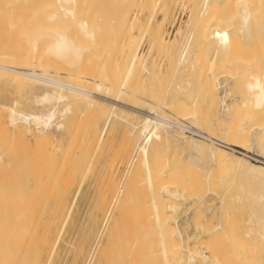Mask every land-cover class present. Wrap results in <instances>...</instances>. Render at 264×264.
Returning a JSON list of instances; mask_svg holds the SVG:
<instances>
[{"label":"bare ground","instance_id":"1","mask_svg":"<svg viewBox=\"0 0 264 264\" xmlns=\"http://www.w3.org/2000/svg\"><path fill=\"white\" fill-rule=\"evenodd\" d=\"M28 1H29V5H27L26 0H0V12H48V13L54 12L52 14L50 13L51 15L48 14L50 18L49 16L47 18H49L50 20H56L55 22L53 21L56 24L63 22L65 18H66L65 21L67 22L64 25H61L63 23H60V25L58 26L55 24L54 26L51 25L53 27H51L50 29L48 28L50 26H48L47 27L48 29L46 28V30L43 28L44 30L40 29L42 31L37 30L32 35H29L27 40L28 42L30 41V44H29L30 46H28L29 47L28 51L25 54H27L28 52L29 54L35 53L36 60H30V61L28 60L27 62V59H26V61L19 62L18 64V62L13 61L15 56L16 58H18L16 54L14 55V53H11L10 51L9 53L13 54L14 57L13 56L11 57V54L8 53L10 55V60H8L9 56L7 52H2V49L0 47L1 49L0 51V75L1 76L4 75L5 77L9 76L10 78L16 79L19 82L24 83V84H27L29 82L30 83L38 82V83L43 84L45 86V89H43L44 87H39L38 84H37L38 86L35 84L37 88L39 87V89L41 88L43 89V91H41V93L38 91L40 94L35 92L38 95L34 93L33 98L34 100L36 99L38 100V102L35 101L36 103H41V104L46 103V105L50 104V106H47L44 110H40V111L34 110L32 112L21 111V110L16 109L14 106H11L10 114H9L10 122L18 126H20L19 124L20 122H24L26 124V126L24 125L25 130H30V131L31 129L29 126L31 125V123H33L34 125H36V128H37V132H36L37 134L34 133L35 137L37 139H45L49 137L48 130H50L49 129L50 125L54 123L53 121H54V117L57 112V106L60 103H64V107L61 108L60 110L58 109L60 115H62L63 117L65 113L69 112L72 109V104L82 102V103H85V105L87 104L88 106L93 108L94 110L92 111L94 112L93 115H96V114L99 115L104 107L109 106V108L113 111L118 108L121 110L129 111L131 113L140 115L143 118L140 128H139L140 135L144 136L143 142L138 145V150H137L136 155H134V157L137 160L138 165H140L139 162L143 164L144 169L142 167L140 169L145 170V177L144 178L142 177V178H143V181L145 182L143 184H147L148 188L146 187V190H143V191H145L146 195H147L146 191L149 193V196L151 198L150 200H151L152 208L148 206L144 207L145 203L142 207L147 209L145 210V212L151 209L154 210V211L152 210L149 211L153 215L150 218L152 221L154 218V221L156 222V225L158 226L155 228L157 231L155 233H158L160 236L161 248L159 249L158 246L156 247L154 246L155 251L153 250L152 252H148L149 249L146 251L145 246L148 247L150 243H147V242H150L152 240L147 241L146 239H148V237L147 238L145 237L146 239L144 240L143 237L140 239V237L136 236L135 241H137V243L135 242V245H136V246L134 245L136 247L135 249L137 250L138 248L141 249L140 247L143 246L144 251L143 249H141V251H139L140 253L138 254V252H136L133 249L134 246L132 247V245L130 246L128 243L127 246L129 250L131 247L134 250L132 252H131L132 249L130 250L129 255L132 256L131 258H133V252H136L137 253L136 256L138 255V261L141 263L143 262V260L146 261L147 259L151 258V256H154L157 261H160L163 264H180L183 260L182 250H186L191 256H195L198 254L197 252H195V250H193L195 248L193 249L192 247L188 248L185 245L175 241V236L177 235L178 229L175 231V228L169 222L170 219L167 217L168 213L166 214V212L163 211L164 208L162 206L165 204L164 202H167L168 205L172 203L173 204L172 207L174 209L177 203L174 204L175 202L173 203V200L180 199V198L186 199L190 197V195L193 194V192L195 193L196 190L199 191L200 187L202 189V185L205 182L206 183L212 182L220 186H225L226 193H230L232 191L235 185L233 182L236 181L237 179L241 181L244 180L246 182L245 184L249 185L250 188L251 187L255 188L254 190L253 188H251V190L253 191H249L248 189L249 186L243 184L244 183L243 182L242 184L245 185L246 188L248 187L247 190L249 191L250 194L246 193L247 192L246 189L245 191L244 189H241L243 188L242 187L243 185L241 184L242 185L240 188L241 195L244 194L245 192L246 193L245 196H247V194L248 196L244 199V197L242 198L241 196L235 195L236 197L233 199L235 203L239 202L241 204L240 207L244 205H247V207L252 206L251 208L252 218H250L251 221H253L252 219L256 217L258 222L261 223L259 219L260 220L264 219V215H263L264 211L262 210V212L260 213V211H256V209L254 208H256L258 205L261 206V204H262L261 207L264 208L263 207L264 206V201H263L264 200V158L259 157V156L256 157L255 154L249 152L251 154H249L248 156L251 157L252 159L256 157L257 160L253 161V160H247L246 158L243 159V157L239 156L238 154L228 151L225 148L226 146L225 144H228L229 148H231L232 145H238V146H242V148L244 149H247L248 147L251 146L249 144L250 142L249 140H251L249 139V135L251 134L250 138H253L251 137L252 135L255 136V140H256L255 145H257L256 147L254 146L255 149L257 151L264 152V0H180L178 2V6L179 7L181 5L187 6L188 13L185 16V18H183L180 21V25L178 26L177 30L172 33V35H170V31L168 32L167 29L164 30L166 27L165 25L172 20V18L170 20V17L172 16L171 14L173 15L176 14V13L174 14V12L173 13L169 12L170 7L167 4V0H110L109 2H107L106 0H28ZM87 12H123L124 14L123 16L121 14L122 17L120 16L121 18L119 19V23L121 25H127L130 29H135L138 33L141 34V36L146 37V40H147L146 46H148V48H146L147 51L143 53L144 50L142 49L140 50L141 47L139 45H136L134 47L132 46L133 50H132V47H130L131 48L130 51L131 50L132 51L129 52L131 54L130 55L131 60L129 61V65L127 69L124 71V74H122V76L118 75L119 77L116 76L115 77L116 79L113 77L112 78L109 77L103 80L101 79L99 75L92 73L87 68L88 66L86 64L85 66L84 64L80 65L81 63L76 64L77 62L75 61L76 57L80 59L79 57L82 55L81 56V59H82L84 55H88L91 52H93L92 49L94 48H97V50L99 49L101 53L107 52L106 45H104L103 47L102 45L99 44V46H101V49H100V47H95L97 46V44L90 43L87 40V39H91L95 37V32L99 29L98 20H96L95 17H90V15L88 17ZM126 12H134L133 17H131L130 19H126L125 18V15L127 14ZM61 13L62 15L64 14L63 15L64 19L61 17ZM158 13L161 15L158 16L159 15ZM173 21H175V18H173ZM70 23L72 24L71 25L72 27H70ZM78 28L82 30L83 37H79L80 39H75L74 36H71V35H74L75 32L73 33V31H75ZM86 42L87 43L89 42L90 44H86ZM43 43L45 47L42 46ZM179 45H182L181 49L179 48L180 47ZM174 47L175 48L177 47V49H175ZM43 48L48 50L51 53L50 54L51 57L44 59V60L40 59L41 54L44 52ZM171 48L175 49V52L179 51L180 49V56L184 62L183 67L184 69L187 68L190 70V72L187 74L186 80L188 84H191V86L186 88L185 86L183 87V85L180 84L181 85L180 86L178 84L179 89L187 91L184 94H188L187 95L188 98L185 97V99H181L176 102L167 103V102H163V100L161 101L162 97L158 98V95H159L158 93L162 94V92L165 90L164 86L161 84L164 81V79L162 78V75L157 74L159 72H157V70H153V68L154 66H155L154 69H156L157 67L156 66L157 58H159L158 60L161 61L163 58L166 60L167 58L169 59L171 55H174L173 54L174 50L173 52H171ZM127 50L129 51V49ZM19 53L21 54V52ZM148 56H151V58L149 57L150 62H151V59L153 60L151 63L150 62L148 63L146 60ZM69 57L73 61L70 60ZM16 58H15V61L17 60ZM66 58L69 59L67 60V65L64 62L63 63L65 65H63V63L60 61L65 60ZM168 59L166 60V62H168ZM20 61L22 60L20 59ZM56 61H58L62 66L61 65L59 66V63ZM171 61L173 62V60ZM24 62H26V64ZM86 62H88L87 58L85 59V63ZM154 62H156V64ZM158 63L160 62L158 61ZM166 67H164V71H168L170 69L169 65H168L169 69L167 68V70H165ZM139 68H141V70ZM182 68L181 70H184ZM3 69H7L10 72H5L3 71ZM246 70H247V74L245 72ZM37 71H41V72H37ZM161 71L162 70H160V72ZM174 71L176 70L174 69ZM51 74L65 76L67 80L69 79L73 81L60 80L52 76ZM165 78L167 79V77ZM242 78H246L245 80L247 81V83L245 81L244 88L247 87L246 88L247 90L240 89L234 92L233 91L234 89H232L233 88L232 86H234L232 82L236 84L237 81L241 82ZM146 81H148L150 84L148 86H151L149 87V89L147 86V90H148L147 93H146L145 88L143 87V83ZM225 81H228V82L230 81V83H227V82L225 83ZM217 82L220 84L221 83L225 84V85L223 84L224 94L220 97V103L222 105L221 107L222 116L220 117V119H218L219 120L218 128L221 130V132L218 134L219 137L216 136L214 132L212 134L207 133L206 138L209 139L210 143L209 142L207 143L206 141L205 142L195 141V140L191 141L192 138L189 139L188 135L183 134L182 133L183 130L185 128H189L194 131H198V132H201V131L194 125L187 126L183 124V122L201 123L207 117H209L208 115L207 117L206 116L204 117L203 116L204 113L201 110H200L201 112L198 110L200 106V101L199 99H197V97L198 96H201V97L210 96L211 97L210 99L213 102V94L215 95V91L217 89V84H218ZM231 83L232 85H230ZM231 91H233L234 94L236 93L237 98L236 97L233 98V95H231L233 93ZM245 91L251 94L250 95L251 97L249 96L250 99L247 98L248 93ZM229 95L232 98L228 99ZM42 108L44 107L42 106ZM161 109L168 110L169 112L173 113L174 116L169 117V116L164 115ZM72 111H71V114H72ZM122 112L124 113V111ZM129 112L127 113L129 114ZM206 112L207 114H209L208 111ZM127 113L125 112V114ZM88 114L90 115V113ZM88 114L85 116H83L82 114V116L87 117L89 116ZM58 117L57 119H61V121H58L56 125L57 127H63L64 122L62 120V117L61 118L60 117L58 118ZM134 127L137 129V126L134 125ZM163 127L164 129L168 127V128H173L179 131L175 134L172 133V135H169L171 133H168V132H165L164 134L159 135L158 130L159 128H163ZM95 128L96 127L94 126V129ZM75 130L73 129V132L77 133V129ZM31 134H32V131H31ZM137 134H138V131H137ZM87 137L89 138V136ZM72 139L73 138H71V140ZM74 142H76V140H74ZM214 142L218 145H213ZM73 143H72V146L75 145V143L74 145ZM250 143L252 144V141ZM253 145H254V141H253ZM233 147H237V146H233ZM71 148L73 149V147ZM236 150L239 151L237 148ZM182 151H187L186 159H179V153ZM247 152L248 151H245L244 154H246ZM183 154L186 155V153H183ZM76 159L78 158L76 157ZM73 160H71V162H73ZM35 162L36 161H34V163ZM26 163H27V166H28V163H30V167H31V162H26ZM75 163L77 165V162ZM207 163H209L210 165L209 164L207 165ZM38 165L39 163H36V166ZM23 166L25 167L26 165L24 164ZM30 167L27 168L26 171L29 172ZM32 167H34L33 163H32ZM33 169H31V171ZM134 170L135 169L133 167V171ZM49 171H51V167ZM17 174L19 176L22 175V178L24 177L23 175H25L24 173L22 174L20 170L19 172H17ZM32 174L34 176L35 173H32ZM55 174H59V172ZM60 174H61V171H60ZM25 176H28V175H25ZM131 176L133 177V174ZM16 177L17 176H15V178ZM22 178L20 177L19 181L20 179L23 180V179H26L27 177L26 178L24 177L23 179ZM16 179L10 182H15ZM56 180L58 181V179ZM137 180H139V178ZM7 182L9 183V181ZM20 182H18V184ZM56 182L55 184H57ZM134 182L136 181L134 180ZM236 182H238V184L240 185L239 181H236ZM22 183H24V180ZM46 183L48 184V180L46 181ZM14 184H17V183H14ZM57 185H58L57 188H59L60 184H57ZM6 186L9 187V185L7 184ZM21 186L22 185H19L18 190L20 189ZM111 186H114V185H111ZM23 187L24 186H22L21 188L23 189ZM130 187L128 189H130ZM41 188L43 187L41 186ZM10 189L12 188L10 187ZM15 189H13V191ZM136 189H137V186H136ZM234 189L236 190V187ZM133 190H131V194H133L132 192L135 193V189ZM141 190L142 189L138 191L142 192L143 194L144 192ZM242 190H243V193H242ZM64 191L65 189L63 190V193ZM43 192L45 191L43 190ZM47 192H49V189ZM128 192L129 191H127L126 193ZM8 193L11 194V190L10 192H7L6 194ZM12 194H14V192H12ZM7 196L8 195H6V197ZM16 196L17 198L19 197V195H15V196L12 195V197H16ZM131 196L132 195H130L129 197ZM24 197H26V200L28 199L27 196H24ZM129 197H125L128 199H126L127 201L125 202L123 201L122 204L126 205L127 202H130L128 201ZM135 199H136V196H135ZM15 200H13V202ZM145 200H146V197H145ZM41 201L43 202V200ZM118 201H121V200H118ZM16 202L18 204V201ZM22 202L20 204H22ZM29 202L30 201H28V203ZM8 205L10 206L11 204H8ZM135 205H136V202H135ZM9 206L6 207V209L8 208L9 210H11L10 213H8V210H7V215L6 214L2 215L5 217L4 219L2 217V220H4L3 225L1 224L2 222L0 223L3 226V229H1L2 226H0V229H1L0 231H2V234H1L2 237L0 238V264H50L51 259H52V251H53V229L55 227V221L51 219L44 220L41 214L35 211L36 208H33L32 206L31 207L23 206L22 204L21 207L19 208L17 206L18 210L15 212L13 211L14 209H16V207H12L11 205V207L14 208V209H11V207ZM128 206H130V204ZM222 206L225 207L223 212L220 215H218L216 218H214V220L212 221L209 227L207 226L205 227L203 225H200L199 228L197 227L198 230L201 229L202 232L205 234L211 233L213 230L217 229L218 232L223 233L228 236L223 239L224 240L222 243L223 249H221L220 251L221 253L219 254V256L214 253L215 251L213 252L216 255L214 256L215 259H218L219 264H222L225 259H227L226 262H228L229 260L228 264H257V262H259L257 261L259 257H257L256 254L254 253V250L256 251V248L250 252L248 251L249 256H245L242 251L246 246L248 247L250 243H252L251 240L253 239L252 237L254 236L253 231H252L253 227H255V225L259 223L257 222V220H255L256 224L254 225L253 222L251 223L249 218H248L249 220L246 221L247 223H243L242 221L240 222L241 219L239 220L236 217V215L238 214L235 215L236 212L228 208V205H226L225 200H223ZM144 208L143 209L140 208V210L142 209L141 211L143 212ZM167 208H171V207L167 206ZM112 209H113V205H112ZM2 210H4V208ZM131 211H133V209H131ZM131 211H129L128 209L126 213L128 212L130 213ZM141 211L137 212L135 210V212L140 214L142 217ZM4 212L6 211L4 210ZM163 212L167 216H165ZM129 213L127 214V216L134 215V212H133V215L131 214L132 212L130 214ZM137 213L136 215H134V218L137 217L135 219L136 220L138 219L139 221L143 220L144 217H142L143 219H141V217L139 219ZM151 214L149 215L151 216ZM149 215L147 216L149 217ZM143 216H145V214ZM166 217L167 219H169V221L166 219ZM129 218L131 217L128 216V221H132V220H129ZM131 219H133V217ZM116 220H117V217L116 219H114V221ZM122 220L123 219H121V221ZM103 221L105 222V220ZM122 222L124 223V221ZM132 222L134 225L135 221H132ZM150 222L151 221H149V223ZM115 223L117 224V221ZM137 223L140 224L139 222ZM144 223H146V220ZM138 224H135V225L139 227L140 225ZM153 225L155 224H152V226ZM118 226H116V228ZM138 227L135 226V228H138ZM143 227L145 228L146 226H143ZM109 228L110 230H112L111 227ZM130 228L126 227L127 229L126 231L128 232V229ZM101 229L99 232H102ZM114 229H115V226H114ZM137 231L142 232L143 230L141 231V227H140V230L136 229V232ZM127 232H124V234ZM257 232H258V229H257ZM155 233L154 235L157 236V234ZM139 234L141 236V233ZM150 234H151V230L149 234L145 236H149V239H150L151 238ZM110 235L112 236V234ZM260 235L264 238V227H262L259 237ZM155 236L154 237L152 236L153 239H155ZM180 236L181 235L179 234V237ZM137 237L141 242L143 243L145 242V243L141 244V242L136 240ZM189 237H192V235L189 234ZM122 238L124 237L122 236ZM130 241L132 240L130 239ZM138 242L140 243V246L137 248V245H139ZM199 242L201 243V241ZM212 247L213 246H211V248ZM250 248H252V246ZM117 251L120 253V250L118 249V247H117ZM218 251L219 250L217 249V252ZM213 253H210V254H213ZM201 254H202L201 256L202 259L207 262L208 261L207 259L210 257L205 253L204 254L201 253ZM111 255H113L112 257L115 256L114 254H110V256ZM121 256H126V255L122 254ZM129 257H128V260H129ZM107 260L109 262L108 258ZM143 264L145 263L143 262Z\"/></svg>","mask_w":264,"mask_h":264},{"label":"rangeland","instance_id":"2","mask_svg":"<svg viewBox=\"0 0 264 264\" xmlns=\"http://www.w3.org/2000/svg\"><path fill=\"white\" fill-rule=\"evenodd\" d=\"M106 1L109 2L110 0H106ZM179 1L180 0H177V1L176 0L175 1L169 0V2H168V0H167V4L170 7L169 12H171V13L174 12V14L176 13L175 15L178 16L177 17V16L171 14L173 17L171 16L170 20H171V18H172V20L165 25L167 28L165 27L164 30L167 29L168 32L170 31V35H172V33L177 30L178 26L180 25V21L183 18H185V16L188 13V7L187 6H183V5H181L180 7L178 6ZM26 2H27V5H29V1L26 0ZM175 4H177V5H175ZM50 13L51 12H49V13L48 12H0V47L2 49V52H7V54H8L11 51V53H14V55L16 54L18 58H16V56H15V58L17 60L15 61V58H14L13 61L18 62V64H19V62L26 61V59H27V62H28V60L29 61L30 60H36L35 53L29 54V52H28L27 54H25L28 51V48H29L28 46H30L29 45L30 41L28 42V40H27L29 35H32L34 32H36L37 30H40V29L46 30V28L48 26H50V27H48L50 29L51 27L54 26V24L58 26V25H60V23H63L61 25H64L67 22V21H65L66 18L64 19V17H63L64 14L62 15L63 12L61 13V17L64 19V21L60 22L58 24L54 23L56 20H50L49 19L50 18L49 15H51L54 12H52L51 14ZM57 13H59V12H57ZM126 13H127L125 15L126 19H130L131 17H133L134 12H126ZM87 14H88V17H89V15H90V17H95L96 20H98V22H99V24H98L99 29L95 32V37H93L91 39H87V40L90 43L97 44V46H95V47H100V49H101V46H99V44L102 45L103 47H104V45H106L107 46V52L101 53V51L99 49H98L99 50L98 51L97 48H94L96 51L94 49H92L93 52H91L90 54H88V55L83 54L84 56L82 57V59H81L82 55L79 57L80 59H78L76 57V60H75V58H74V60L77 61L76 64L81 63L80 65L84 64V66L86 64L88 66L87 68L92 73L99 75L101 77V79H103V80L106 78H109V77L115 78L118 75L122 76V74H124V71L127 69L128 65H129V61L131 60L130 59L131 54L129 52H131L133 50V47L136 45H139L141 47L140 50L141 49L144 50L143 53H145L147 51L146 48H148V46H146L147 45L146 44L147 43L146 37L141 36V34L138 33L135 29H130L127 25H121L119 23V19L124 14L123 12H87ZM121 14H122V16H121ZM160 15L161 14H159L158 16H160ZM48 16H49V18H47ZM173 18H175V21H173ZM57 22H59V21H57ZM51 25H53V26H51ZM71 25L72 24L70 23V27H72ZM68 26H69V24H68ZM42 30H40V31H42ZM167 31H165V32H167ZM73 33H74V35H71V36H74L75 39H80L79 37H83V32L79 28L76 29L75 31H73ZM89 42L88 43L86 42V44H90ZM42 46L45 47L44 43ZM179 46H180L179 48L181 49L182 45H179ZM14 47H16V48H14ZM103 47H102V49H103ZM130 47H132L131 51H130V49H131ZM5 48H6V50H5ZM18 48H20V49H18ZM108 48H109V50H108ZM1 49H0V51H1ZM127 49H129V51ZM175 49H177V47ZM175 49L171 48V52H173V50H174V52H173L174 55L170 56V58H171V60H173V62L170 60V58L169 59L167 58L168 62H166L167 59L165 60L164 58H163L164 59V61H163V59L159 56L162 59L160 61V60H158L159 58H157V56H156L157 64H156V62H154V63L156 64L157 67H156V69H154L155 66H154V68L152 67L153 70H157V72H159L157 74L162 75V78L164 79V81L161 84L164 86L165 90L162 92V94L158 93L159 94L158 98L162 97L161 101L163 100V102H167V103L176 102V101H179L181 99H185V97H187L188 94H184L187 91L179 89L180 84L183 85V87L185 86L186 88L191 86V84H188V82L186 80L187 74L190 72V70L187 68L184 69V67H183L184 62L180 56V49H179V51H176V52H175ZM43 51L44 52L41 54L40 59L44 60V59L51 57L50 56L51 53L48 50L43 48ZM19 52H21V54ZM11 53H9V54H11ZM9 54H8L9 59L7 58L8 60H10ZM14 55L11 54V57L12 56L14 57ZM173 56H175V57H173ZM21 57H23L24 59ZM149 57L151 58V56H148V58L146 59L148 63L150 62ZM19 58L22 61H20ZM86 58H87L88 62L85 63ZM156 58H155V60H156ZM69 59H70V57H69ZM69 59L66 58L65 60H61V59H59V60H61L60 62H62V63L64 62L67 65V60H69ZM70 60H72V59H70ZM152 61L153 60L151 59V62ZM158 61L161 64L158 63ZM56 62H58V61H56ZM24 63L26 64V62H24ZM64 63H63V65H65ZM167 63L170 66L169 67L170 69L168 68ZM60 65L61 64L59 63V66ZM159 67H161V68H159ZM164 67H166L165 70H167V68L169 70L164 71ZM181 68L184 70H181ZM139 69L141 70V68H139ZM174 69L177 72L174 71ZM160 70H162L163 72L162 71L160 72ZM3 71L10 72L7 69H3ZM37 72H41V71H37ZM245 72L247 74V70ZM2 76L0 75V186H1L0 187V208H1L0 209V218H1L0 223L2 222L1 224L3 225L4 220H2V217H3V219L5 218L2 215H5V214L7 215V210H8V213H10V211H11L8 208L6 209V207L9 206L8 204H11L12 207H16V209H14L11 207V205L9 206V207H11V209H14V211L12 210L13 212L17 211L18 210L17 206L19 208V207H21L22 204H23V206H30V207L32 206L33 208H36L35 211L40 213L44 220H50L51 219V220L55 221V227L53 229V251H52V259H51L50 264H90V263L91 264H128V263L129 264H143V262L145 264H152V262H153V264L162 263L160 261H157L154 256H151V258L147 259L146 261H148V262L143 260V262L141 263L138 261V255L136 256V254H137L136 252H138V254H139L140 253L139 251H141V249H143V251H144V248L142 245H141L142 247H140L141 249L138 248L140 246L139 242H141L138 239V237H140V239L143 237L144 240L148 237V239H146L147 241L152 240L150 242H147V243H150V245H148V247L145 246L146 251L149 249L148 252H152L154 250V246L155 247L158 246L159 249L161 248L160 236L158 233H155V232H157L155 228L158 226L156 225L154 218H153V221L150 218L153 215L149 211H151V210L154 211L153 209H151L152 208V206H151L152 204H151V200H150L151 198H150L149 193L147 191H146L147 195L145 194V191H143V190H146V187L148 188L147 184H143V183H145L143 181V178L145 177V170H143L144 169L143 164L138 161L140 163V165H138L137 160L134 157V155H136V153H137L138 145L143 142V137H144L143 135H140V133H139V128H140L141 122L143 120L142 116L131 113L129 111L121 110L118 108L115 109L114 110L115 112H114L113 110H111L109 108V106H106L103 108V110L99 114L100 116L97 115L96 112H95L96 115H93V113H94V112H92V111H94L93 108H91L87 104L85 105V103L80 102V103L72 104V109L69 112L65 113V115H64L65 118H64L62 115H60V113L58 111V109L60 110L61 108L64 107V103H60L57 106V112H56V115H55L54 121H53L54 123H52V125H50V127H49L50 130H48L49 137L45 138V139H37L35 137V134H37L36 133L37 128H36V125H34L33 123H31V125L29 126L31 131H32V134H31L30 130H25L26 124L24 122H20L19 123L20 126H18L16 124H12L10 122V115H9L10 114V107L14 106L16 109L21 110V111H25V112H32L34 110L35 111L44 110L47 106H50V104L46 105V103H42V104L36 103L35 101L38 102V100L37 99L34 100L33 97H34L35 92L41 93V91H43V89H45V86L41 83H38V82L37 83H30L29 82L27 84H24V83L19 82L16 79L10 78L9 76H6V77L4 75H2ZM52 76H54L60 80H66V81L69 80V79L67 80V78L65 76H61V75H52ZM164 76L167 77V79ZM245 79L246 78H242L241 82H238V81H237V83L235 82L237 85L234 84V82H232L234 85V86H232L233 87L232 89H234L233 90L234 92H236L240 89L244 90L247 88V87L244 88L245 81H246ZM69 81H73V80H69ZM148 81L143 83V87L145 88L146 93L148 91L147 86L150 85ZM226 82L230 83V81L229 82L225 81V83ZM232 83L230 85H232ZM240 83H242V84H240ZM246 83H247V81H246ZM17 84H18V86H17ZM35 84L36 85L38 84L39 87H44V88L39 89V87L37 88ZM172 84H173V86H172ZM221 84L220 83L217 84V89L215 91V95L213 94L214 104L211 101L210 96H208V97L198 96L197 97V99H199V101H200V106H199L198 110L199 111L201 110L204 113V115H203L204 117L205 116L207 117V115L209 117L210 116H212V117H210V118L207 117L208 120L206 118L201 123L183 122V124H185L187 126L194 125L195 127H197L201 131V132H198V131L191 130L189 128H185L182 133L185 135H188L189 139L192 138L191 141H194V140L195 141H203V142L206 141L208 143L209 139L206 138L207 133L212 134L215 132L214 134H216V136L219 137L218 134L221 132V130L218 128V126H219V120L218 119H220V117L222 116L221 115L222 105L220 103V97L224 94V90H223L224 87L223 86L225 85L224 83H223L224 85L223 84L221 85ZM149 87H151V86H148V89H149ZM166 87H167V89H166ZM232 89H230V90H232ZM233 91H231L233 93L231 95H233V98H235L236 93L234 94ZM245 92H247V91H245ZM37 93H35V94L38 95ZM247 93H246L248 95L247 98L250 99L249 96L251 94H249V92H247ZM230 98H232V97H230V95H229L228 99H230ZM14 102H15V104H14ZM215 102H217V103H215ZM40 104L44 108H42V106ZM73 109H75V110H73ZM110 110H111V112H110ZM71 111H72V114H71ZM122 111H124V113ZM206 111H208L209 114H207ZM82 112H84V113H82ZM86 112H87V114L90 113V115L91 114L92 115L90 116L88 114L89 116L83 117V116L87 115ZM125 112L126 113L129 112V114L128 113L125 114ZM162 113L166 116H169V117L174 116V114L169 112L168 110H162ZM82 114H83V116H82ZM68 115H70V116H68ZM58 116L60 118L62 117V120L64 122L63 127H57V125H56V123L58 121H61V119H57ZM80 116H81V118H80ZM125 120H127V121H125ZM66 121H67V123H66ZM76 125L78 126V128ZM134 125L137 126V129L134 127ZM94 126L96 127L95 129H94ZM166 128L165 129H164V127L159 128V130H158L159 135L160 134L162 135L165 132L171 133L169 135H172V133L175 134L179 131V130H176L173 128H168V127H166ZM73 129L74 130L77 129V133L73 132ZM135 131H136V133H135ZM137 131H138V134H137ZM74 133H76L77 135ZM203 134H204V136H203ZM250 135H249V139H251V140H249V141L250 142L252 141V144L249 142V144L251 146L248 147L247 149H244V148H242V146H238V145H232L231 148L225 146V148L228 151L235 153V154H238L239 156L243 157V159L246 158L247 160L256 161L257 156L264 158V152L257 151L255 149V147L257 146V145H255L256 144L255 143L256 142L255 136L254 135L251 136L254 138L253 139V138H250ZM87 136H89V138ZM76 137L78 138V140ZM71 138L76 140V142H74L73 139L71 140ZM80 139H81V141H80ZM70 141H72V142H70ZM253 141H254V145H253ZM73 142L75 143V145ZM72 143L74 146H72ZM130 143H132V144H130ZM76 145H77V147H76ZM213 145H218V144H216L214 142ZM233 146H237V147H233ZM71 147H73V149ZM236 148L239 151H237ZM245 151H248L246 153L247 155L244 154ZM249 152L255 154L256 157L254 159L249 157L248 155L251 154ZM183 153H186V155ZM72 155L74 156V158ZM80 155H82V156H80ZM186 156H187V151H182L179 153V159H186L187 158ZM76 157L78 159H76ZM71 160H73V162H71ZM8 161H10V162H8ZM34 161H36V162L34 163ZM26 162H31V167H30V163H28V166L30 167L29 172L31 173V175L28 171H26V169L29 168L27 166ZM75 162H77V165ZM32 163H33L34 167H32ZM36 163H39V165L36 166ZM85 163H86V165H85ZM127 163H128V165H127ZM24 164L26 165L25 167L23 166ZM208 164L209 163H207V165ZM82 165H84V166H82ZM134 165H136V166H134ZM205 165H206V163H205ZM19 167L20 168L22 167V168L20 169ZM50 167H51V171H49ZM133 167L135 170L137 168L138 169L136 171L135 170L133 171ZM141 167L143 169H140ZM31 169H33V170L31 171ZM35 169H37L38 171ZM124 169L125 170L127 169L126 170L127 172ZM19 170L22 174L24 173L25 175H28V176L23 175L25 178L27 177L26 179H23L24 177L22 178V175L19 176L17 174V172H19ZM60 171H61V174H60ZM48 172H49V174H48ZM57 172H59V174H55ZM71 172H72V174H71ZM32 173H35L36 175L34 174V176H33ZM132 174H133V177L131 176ZM15 176H17L16 177L17 179L15 178ZM20 177L24 180V183H22L23 180H21V179H20L21 182L19 181ZM35 177H36V179H35ZM58 177L59 178L61 177V178L59 179ZM71 177H73V178H71ZM138 178H139V180H137ZM14 179H16L15 182H10V181H14ZM56 179H58V181ZM64 179H66V180H64ZM47 180H48V184L46 183ZM134 180L136 182H134ZM7 181H9V183ZM236 181H239L240 185ZM236 181L233 182L235 184L234 188L236 187V190L233 188L230 193L225 192L226 191L225 186H220L218 184L211 182L213 184L212 185L209 182H207V183L205 182L202 185V189L200 187V189L202 191L198 188L199 191L196 190L195 193L193 192V194H191L190 197H188L186 199L180 198V199H175L176 201L173 200V203L175 202L174 204L177 203V205H176V207H174V209L172 207V205H173L172 203L168 205L167 202H164L165 204L164 203H163L164 205L162 204L163 205L162 207L164 208L163 211L166 212V214L168 213L167 214L168 216L164 212L163 213L165 214V216H167L170 219V221H169V219H167V217H166V219L173 225V227L175 228V231L178 229L177 235L175 236V241L185 245L188 248H191V247H192V249L195 248L193 250H195V252L198 253L195 256H191V255H189V253L186 250H182L183 260L180 264H219L218 259H215L214 256H216V255L219 256V254L221 253L220 252L221 249H223L222 248V243L224 241L223 239L228 237V236L223 234V233L218 232L217 229L213 230L211 233L205 234L202 232L201 229L198 230V228L200 225H203L205 227L206 226L209 227L210 224L212 223V221L214 220V218H216L218 215H220L223 212V210L225 208L224 206H222L223 200H225V203H226V205H228V208H230V209H232V211L236 212V213L234 212L235 215L238 214V215H236V217L239 220L241 219L240 222L242 221L243 223H247L246 221L249 220L250 218H252V216H251L252 206L247 207V205H244V206L240 207L241 204L239 202L235 203L233 198H235L236 196H241L242 198L244 197V199H245L248 196V194H247V196H245V194L249 193V191H253L255 188L251 187V188H253V190H251L250 186L245 184L246 182L244 180L241 181V180L237 179ZM18 182H20L22 184H20V183L18 184ZM55 182L57 184H60L59 185V188L61 187L60 189L57 188L58 185L55 184ZM124 182H125V184H124ZM5 183L7 185H9V187L6 186ZM14 183H17V184H14ZM104 183H105V185H104ZM107 183H109V184H107ZM242 183L249 186V188L247 187L249 189V191L247 190L246 186L243 185ZM25 184H26V186H25ZM19 185H22L25 188L23 187V189H22L21 188L22 186H21L20 189L18 190ZM106 185H108V186H106ZM111 185H114V186H111ZM41 186L43 188H41ZM136 186H137L138 190L142 189L141 191H143L144 193L142 194V192H139L136 189ZM241 186L243 188H241ZM10 187L12 189H10ZM124 187H125V189H124ZM129 187H130V189H128ZM15 188H17V189H15ZM45 188H46V190H45ZM115 188H116V190H115ZM131 188L135 189V193L132 192L133 194H131V190H133ZM240 188L244 189V191L246 189L247 192L246 193L244 192V194L241 195ZM13 189H15V190L13 191ZM42 189L45 192H43ZM48 189H49V192H47ZM64 189H65V191L63 193ZM10 190H11V194H12V192H14V194H12L13 196L19 195V197L18 198H17V196L12 197V195L10 193L6 194L7 192H10ZM213 190H214V192H213ZM125 191L126 192L129 191V192L126 193ZM19 192L21 195L19 194ZM98 192H100V193H98ZM119 192H120V194H119ZM242 193H243V190H242ZM5 194L8 196L6 197ZM3 195H5V196H3ZM9 195L11 198L9 197ZM130 195H132V196L129 197ZM24 196H27L28 199L26 200V197H24ZM135 196H136V199H135ZM144 196L146 197V200H145ZM125 197H129L128 201H130L131 203L127 202L126 205L122 204L123 201L125 202V201H127L126 199H128ZM15 198H16V200H15ZM35 198H37V199H35ZM112 198H113V200H112ZM124 198H125V200H124ZM130 198L133 200H131ZM142 198H144V199H142ZM21 199L23 200V202ZM13 200H15V201L13 202ZM41 200H43V202ZM118 200H121V201H118ZM135 200H137L139 202H137ZM16 201H18V204ZM28 201H30V202L28 203ZM112 201L115 204H113ZM21 202H22V204H20ZM135 202H136V205H135ZM261 202H259V203H261ZM144 203H145V205H144ZM248 203H249V201H248ZM129 204H130V206H128ZM219 204H220V206H219ZM112 205H113V209H112ZM143 205H144V207L145 206L151 207V208H149L151 210H148L145 212V210H147V209L142 207ZM135 206H136V208H135ZM167 206L171 207L172 209L167 208ZM261 206H262V204H261ZM261 206L258 205L254 209H256V211H260V213H261L262 210L264 211V208H262ZM3 208L6 212H4V210H2ZM127 208L129 209V211H131V209H133V211H131L132 213L130 212L132 215H133V212H134V215H136L137 212H140L144 208L143 212L141 211L142 217H144V219L138 213L137 214H138L139 219L141 217V219H143V220L139 221L138 219L137 220L135 219L137 217L134 218V215L133 216L128 215L131 218L133 217V219L129 218V220L135 221L134 225H133L132 221H128L127 214L129 212L126 213V211L128 210ZM140 208H142V209L140 210ZM135 210L137 212H135ZM240 210H242V211H240ZM169 213H170V215H169ZM144 214L146 217L143 216ZM146 214L147 215L151 214V216L149 215V217H148ZM123 215H125V216H123ZM116 217H117V220H116L117 224L115 223L116 221H114V219H116ZM254 218L252 219L253 221H251V219H250V221H251V223L253 222L255 225L256 224L255 220H257V219H256V217H254ZM121 219H123L122 221H124V223L121 221ZM103 220H105V222ZM145 220H146V223H144ZM149 221H151L153 223H151V222L149 223ZM259 221H261V223L258 222V220H257V222L259 224H257L258 226L255 225V227H253V230H252L253 234H254V236L251 235V236H253L252 237L253 239L251 240L252 243H250V245L248 247L246 246L242 252L244 253L245 256H249L248 251L250 252L256 248V251L254 250V253L256 254L257 257H259L257 261L260 262V263L257 262V264H264L263 263V261H264V259H263L264 258V238L261 235L259 237L260 231L262 230V227H264L263 226L264 225V219L263 220L259 219ZM137 222H139L140 224H138ZM141 223L143 224V226H146V227L144 228ZM248 223H249V221H248ZM1 224H0V226H2ZM135 224H138L140 226L138 227ZM152 224H155V225L152 226ZM118 225H120V226H118ZM261 225H262V227H261ZM114 226H115V229H114ZM116 226H118V227L116 228ZM135 226L138 228H135ZM109 227H111L112 230H110ZM121 227L124 230H122ZM126 227H129V228L132 227V228L128 229V232H127ZM140 227H141V231L142 230L143 231L142 232H139V231L136 232V229L140 230ZM103 228H104V230H103ZM1 229H3V226L1 227ZM100 229L102 232H99ZM257 229H258V232H257ZM150 230H151L150 235H151L152 239L151 238L149 239V236H145V235L149 234ZM109 231H111V232H109ZM124 232H127V233H125L126 235L124 234ZM139 233H141V236ZM142 233H143V235H142ZM154 233L157 234V236H155ZM219 233H220V235H219ZM1 234H2V231H0V238L2 237ZM57 234H58V236H57ZM110 234H112V236ZM127 234H128V236H127ZM179 234L181 235L180 237H179ZM189 234H191L192 237H189ZM121 235L124 238H122ZM136 236H138L136 240L139 241L138 242L139 245H137L138 250L135 249L136 248L135 242L137 243V241H135ZM152 236L153 237L155 236L156 240L153 239ZM107 237H108V239H107ZM129 238L132 241H130ZM54 239H55V241H54ZM116 239L118 242L116 241ZM153 240H155L156 242ZM115 241H116V243H115ZM199 241H201V243ZM128 243L130 246L132 245V247L135 245L133 249L136 252H133V258H131L132 257L131 255H129L132 247L129 250V248L127 246ZM142 243L143 242H141V244ZM216 243H218V244H216ZM115 244H117V245H115ZM157 244H159V245H157ZM116 246L120 250V253L117 251ZM211 246H213V247L211 248ZM251 246H252V248H250ZM256 246H258V247H256ZM91 249H92V251H91ZM133 249L131 250V252L134 251ZM157 249H156V251H157ZM217 249L219 250L218 252H217ZM113 250H115V251H113ZM122 250H123V252H122ZM110 252H112V253H110ZM125 252H126V254H125ZM201 253H203V254L205 253L210 257L207 259L208 260L207 262L202 259ZM210 253H213V254H210ZM110 254H114L115 256L112 257L113 255L110 256ZM120 254L121 255L124 254L126 256H121ZM110 257L113 259H111ZM128 257H129V260H128ZM152 257H154L155 259ZM107 258L109 259L110 263L108 262ZM124 258H126V259H124ZM110 260L111 261L113 260V261L111 262ZM226 260L227 259H225L223 261L224 264L229 263V260H228V262H226Z\"/></svg>","mask_w":264,"mask_h":264},{"label":"built area","instance_id":"3","mask_svg":"<svg viewBox=\"0 0 264 264\" xmlns=\"http://www.w3.org/2000/svg\"><path fill=\"white\" fill-rule=\"evenodd\" d=\"M223 143V142H222ZM228 147V144H225Z\"/></svg>","mask_w":264,"mask_h":264}]
</instances>
